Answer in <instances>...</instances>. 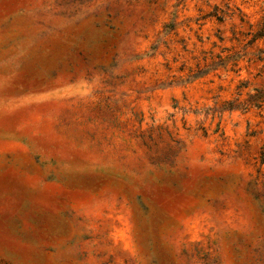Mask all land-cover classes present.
<instances>
[{"label": "rangeland", "instance_id": "obj_1", "mask_svg": "<svg viewBox=\"0 0 264 264\" xmlns=\"http://www.w3.org/2000/svg\"><path fill=\"white\" fill-rule=\"evenodd\" d=\"M263 19L0 0V264H264Z\"/></svg>", "mask_w": 264, "mask_h": 264}, {"label": "trees", "instance_id": "obj_2", "mask_svg": "<svg viewBox=\"0 0 264 264\" xmlns=\"http://www.w3.org/2000/svg\"><path fill=\"white\" fill-rule=\"evenodd\" d=\"M264 38V19H263V23L261 25L260 30L254 35V40L253 42H255L258 39H263ZM264 51H260V54L258 55V60L263 61L264 57L263 55ZM239 57H226L224 59H221V61H233L235 63H237ZM264 105V85L260 88H256L253 90L252 94L248 95V98L246 99V101L244 102H240L237 105H235L234 102L230 103L229 109H242V110H248L250 108H261ZM264 163V161H263Z\"/></svg>", "mask_w": 264, "mask_h": 264}]
</instances>
